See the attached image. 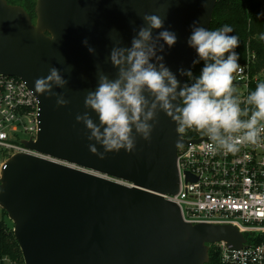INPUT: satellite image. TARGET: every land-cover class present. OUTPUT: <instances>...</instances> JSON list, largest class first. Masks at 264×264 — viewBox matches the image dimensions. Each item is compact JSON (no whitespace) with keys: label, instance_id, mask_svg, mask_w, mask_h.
Returning a JSON list of instances; mask_svg holds the SVG:
<instances>
[{"label":"water","instance_id":"1","mask_svg":"<svg viewBox=\"0 0 264 264\" xmlns=\"http://www.w3.org/2000/svg\"><path fill=\"white\" fill-rule=\"evenodd\" d=\"M217 0H35V20L19 4L0 0V73L25 81L39 101V130L0 170V208L13 224L24 264H206L209 245L241 247L246 238L232 224L189 223L163 198L179 186L178 149L187 140L163 111L150 140L137 136L133 152L90 151L84 98L98 71L117 72L108 56L121 40L129 46L143 14H156L177 35L164 62L182 83L197 54L187 44L194 21L210 26ZM204 4L206 6L204 7ZM161 29L154 30L159 32ZM95 49L90 53L83 41ZM52 66L67 80L69 102L36 90ZM187 178H192L187 174Z\"/></svg>","mask_w":264,"mask_h":264},{"label":"clouds","instance_id":"2","mask_svg":"<svg viewBox=\"0 0 264 264\" xmlns=\"http://www.w3.org/2000/svg\"><path fill=\"white\" fill-rule=\"evenodd\" d=\"M142 18L144 23L133 28L130 45L119 40L110 50L107 59L117 69L115 77L98 71L94 90L85 95L84 107L92 110L98 121L88 111L76 115V121L85 125L88 141H94L88 145L90 151L96 152L100 145L104 152H133L137 136L151 139L160 111L173 118L179 133L195 128L207 135L211 153L236 152L243 143L258 144L264 134V82L247 95L245 103L250 107L242 108L233 86V74L244 71L236 51L239 37L231 34L233 27L225 24L212 30L198 21L190 25L187 44L197 54L193 66L201 61L203 66L198 75L191 68L178 69L187 77L182 83L163 55L165 45L171 48L176 43V33L163 28L159 15L144 13ZM156 29L161 30L154 33ZM260 38L264 39V34ZM83 43L95 53L87 39ZM66 84L62 70L52 66L46 77L36 79L34 87L55 96L57 106H63L69 101L53 89Z\"/></svg>","mask_w":264,"mask_h":264},{"label":"built area","instance_id":"3","mask_svg":"<svg viewBox=\"0 0 264 264\" xmlns=\"http://www.w3.org/2000/svg\"><path fill=\"white\" fill-rule=\"evenodd\" d=\"M241 67L242 73L233 74V86L245 108L250 107L245 101L251 77L248 66ZM39 110V101L25 81L0 73V170L19 152L47 158L22 145V140L36 139ZM187 132L181 133L187 140L203 139L179 147L178 191L163 198L179 207L186 222L232 224L244 233L246 242L239 248L225 241L209 245L218 251L222 263L264 264V134L256 145L243 143L236 152L211 153L207 135L189 137Z\"/></svg>","mask_w":264,"mask_h":264},{"label":"trees","instance_id":"4","mask_svg":"<svg viewBox=\"0 0 264 264\" xmlns=\"http://www.w3.org/2000/svg\"><path fill=\"white\" fill-rule=\"evenodd\" d=\"M7 2L21 5L32 20H35L34 4L31 0H7ZM225 24L231 25L234 29L231 34L239 37L240 44L236 51L240 54V65L248 66L251 77L248 87L249 94L255 90L259 82H264V39L260 38L264 34V0H217L209 28L215 30ZM202 66L203 61L192 66L191 69L198 75ZM187 133L189 137L204 135L202 131L195 128L188 129ZM1 211L3 215H6L3 209ZM260 240L256 238L254 241ZM0 264H24L13 228L3 217H0ZM206 264L225 263L220 261L218 251L210 247L209 260Z\"/></svg>","mask_w":264,"mask_h":264},{"label":"rangeland","instance_id":"5","mask_svg":"<svg viewBox=\"0 0 264 264\" xmlns=\"http://www.w3.org/2000/svg\"><path fill=\"white\" fill-rule=\"evenodd\" d=\"M32 2H33V8L35 7V0H31ZM31 2V3H32ZM17 3H19V2H17ZM34 12V11H33ZM21 136H24V137H26L24 134L22 135V134H20ZM1 155H0V160H1ZM2 209L0 208V217H3L4 218V220L7 222V224L10 226V227H13V224H12V221L10 220V219H8V217H7V215H3L2 214V211H1Z\"/></svg>","mask_w":264,"mask_h":264}]
</instances>
